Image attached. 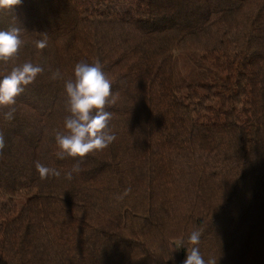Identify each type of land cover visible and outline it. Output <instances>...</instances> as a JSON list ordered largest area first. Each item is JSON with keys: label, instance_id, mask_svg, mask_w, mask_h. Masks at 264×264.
Instances as JSON below:
<instances>
[{"label": "trees", "instance_id": "trees-1", "mask_svg": "<svg viewBox=\"0 0 264 264\" xmlns=\"http://www.w3.org/2000/svg\"><path fill=\"white\" fill-rule=\"evenodd\" d=\"M11 26L24 43L0 79L44 71L13 120L0 106V264H183L194 230L205 260L264 264V0H21L0 11ZM97 60L116 139L59 160L64 81ZM36 162L61 176L41 180ZM22 196L3 219L1 200Z\"/></svg>", "mask_w": 264, "mask_h": 264}, {"label": "clouds", "instance_id": "clouds-1", "mask_svg": "<svg viewBox=\"0 0 264 264\" xmlns=\"http://www.w3.org/2000/svg\"><path fill=\"white\" fill-rule=\"evenodd\" d=\"M21 4V0H0V11L11 13ZM23 29L19 26H11L7 30H0V62L7 63L19 53L24 41ZM44 35V34H43ZM48 46L47 35L35 42L37 49L43 50ZM44 71L43 67L32 62L13 67L8 74L0 79V106L8 107L3 113L7 121L14 119L16 111L14 105L16 98L21 95L25 87L32 84L38 74ZM59 70L52 73L51 79H61ZM66 103L70 116L64 121L65 131L55 132V141L58 151L55 156L59 160L66 157H85L93 151H102L108 148L116 139L110 128L113 113L107 108L115 102L112 92V81L103 70V64L97 60L94 63L81 61L75 65L74 79L64 81ZM5 148V137L0 132V152ZM35 168L40 179L61 176V171L54 167H48L40 162L35 163ZM81 171L77 162L72 168L63 173L64 179L71 181L74 174ZM131 188L124 190L117 199H123L129 195ZM202 233L194 230L188 237V243L192 245L187 252L183 264H217L215 258L205 260L200 252L199 244ZM183 242H181V245Z\"/></svg>", "mask_w": 264, "mask_h": 264}, {"label": "rangeland", "instance_id": "rangeland-1", "mask_svg": "<svg viewBox=\"0 0 264 264\" xmlns=\"http://www.w3.org/2000/svg\"><path fill=\"white\" fill-rule=\"evenodd\" d=\"M27 197H15V198H5L2 199L1 202L5 205L4 208H2V218L3 219H11L17 216L22 209Z\"/></svg>", "mask_w": 264, "mask_h": 264}]
</instances>
